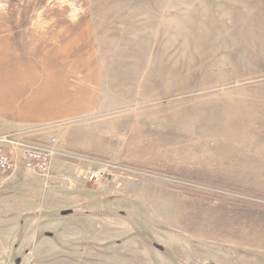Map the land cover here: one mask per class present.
Wrapping results in <instances>:
<instances>
[{"label":"rangeland","instance_id":"rangeland-1","mask_svg":"<svg viewBox=\"0 0 264 264\" xmlns=\"http://www.w3.org/2000/svg\"><path fill=\"white\" fill-rule=\"evenodd\" d=\"M5 134L115 169L9 174L0 264L38 262L36 233L63 257L65 209L119 216L126 264H264V0H0Z\"/></svg>","mask_w":264,"mask_h":264},{"label":"crops","instance_id":"crops-1","mask_svg":"<svg viewBox=\"0 0 264 264\" xmlns=\"http://www.w3.org/2000/svg\"><path fill=\"white\" fill-rule=\"evenodd\" d=\"M9 90V89H8ZM13 95V96H10ZM1 97H3L1 95ZM17 98L13 93H8L7 98L10 103ZM5 99L2 98V100ZM7 100V99H6ZM15 100V99H14ZM7 103V101H6ZM27 106V102H25ZM36 111V110H35ZM30 114H32L30 112ZM29 115V114H28ZM30 116V115H29ZM52 167V166H51ZM51 171V170H50ZM68 210V213H64ZM59 211L56 215L55 226H50V230L43 235L50 238L49 244L53 242L57 245V249H63L65 255L57 256L58 252L48 253V257L40 261L39 250L40 245L37 243L36 233L32 247L34 255L38 256V262L34 264H126L128 258L122 259L118 241L121 238L120 219L119 216L105 215L104 211H86L65 209ZM56 213H54L55 215ZM53 215V216H54ZM73 218H81V221L73 220ZM98 245H107V252H96L94 250ZM109 246H112V253H109ZM115 247L117 249H115ZM86 250L80 252V250ZM89 249H92L91 251ZM76 250L75 252L69 251ZM69 253H68V252ZM100 255V257L98 256ZM67 256V257H66ZM146 256V254L144 255ZM131 258V256H130ZM233 264H245L243 262V253L235 254L231 257Z\"/></svg>","mask_w":264,"mask_h":264},{"label":"built area","instance_id":"built-area-1","mask_svg":"<svg viewBox=\"0 0 264 264\" xmlns=\"http://www.w3.org/2000/svg\"><path fill=\"white\" fill-rule=\"evenodd\" d=\"M55 141L52 138L45 144H33L22 136L0 135V182H3L21 165L33 172L48 175L55 156L88 166L84 177L87 181L94 183L103 180L112 169H115L109 162H101L83 154L57 150Z\"/></svg>","mask_w":264,"mask_h":264},{"label":"water","instance_id":"water-1","mask_svg":"<svg viewBox=\"0 0 264 264\" xmlns=\"http://www.w3.org/2000/svg\"><path fill=\"white\" fill-rule=\"evenodd\" d=\"M69 211L68 210H65L64 213H68Z\"/></svg>","mask_w":264,"mask_h":264}]
</instances>
